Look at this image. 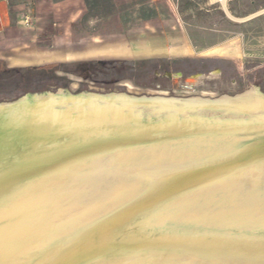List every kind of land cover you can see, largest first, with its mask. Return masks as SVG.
<instances>
[{"label": "bare ground", "instance_id": "bare-ground-1", "mask_svg": "<svg viewBox=\"0 0 264 264\" xmlns=\"http://www.w3.org/2000/svg\"><path fill=\"white\" fill-rule=\"evenodd\" d=\"M217 1L232 17L228 10L229 0ZM139 49L149 55L160 54L164 50L158 41L142 42ZM246 94L247 105H257L260 106L258 107L260 110H264V97H261L256 89ZM46 95L52 96L49 92L27 95L14 104H21L27 99L34 101ZM57 95L86 100L74 114L76 119L73 116L62 117L63 119L58 117V119H55L56 117L47 119L45 116L44 119L41 112L36 110L33 113L34 119L33 115L28 117L31 118V130L23 137L11 142L7 138L0 137V261L3 264H72L73 258L78 253L84 252L77 247L85 243L81 245L80 241L77 244L78 237L72 238V232L69 235L71 237L67 239L61 240V237L76 229L80 236L84 233L87 237L99 230L100 233L103 232L102 235L99 233L88 241H94L95 244H91L94 251L110 241L106 234L110 229L108 227H113L111 225L116 228L114 231L116 238L113 241L114 245L103 253L105 259L97 262L93 259L87 260L91 257L89 254L84 256L86 259L82 264H203L204 261L200 255L204 253L210 255L216 251V254L220 253L228 260H224L222 264H228V258L232 254L240 256L238 258L254 257L259 264H264V216L260 215L264 210L262 208L264 206V160L259 162L261 165L259 164L256 168L250 166L254 164H247L245 160L239 158L227 162L223 166L226 167L224 172L230 170L234 174L230 180H212L205 177L196 179L197 185L204 182V185L208 187L205 193L198 191L195 194L196 198L206 197L207 200L211 196L207 204L208 208L214 209L215 192L221 191L227 183L230 184L232 192L231 194L229 191L226 192L229 204L223 207L218 204L220 211H217L219 218H225L228 214V220L233 219L231 226L227 224L230 227L228 232L218 229L216 225L192 227L189 231L195 235L190 241L177 239L187 224L185 222L168 224L165 217L170 214L175 217L187 216L189 210L201 212L204 207L194 208V205H191L194 199L190 197L184 200L177 199L178 202L172 204L173 206L164 204L158 207V210L145 213L137 220L130 222L135 218V215L128 212L132 206L147 200H155L156 203L159 201V199L156 201L159 195L149 198L142 196L146 187L158 184L162 178H165L167 183L173 181L169 177L176 179L175 172L168 175L169 172L166 169L168 163L176 161L181 165H189L197 160V157L195 160L189 157L196 155V152H208L209 157L215 155L217 158L219 148H222L223 152L225 148L228 149L226 145L231 146L234 136L232 132L226 134L232 135H229L228 141L222 146L217 142L218 139L225 138V134L218 138L212 136L206 140L197 141L195 143L198 146L197 149L186 148L187 143L180 145L167 143L165 147L157 146L144 150L142 147L145 145H155L176 138L185 127H181L182 124L172 123L153 129L152 126L142 125L139 122L138 125L123 128L119 121L113 120L112 117L114 113L115 116L119 115L117 113L119 110L114 106L131 109L123 102L136 98L126 94L99 95L83 92L76 96L59 90ZM114 97L120 102L113 106L107 105L112 106L111 109L103 111L100 119L102 125L97 129L101 131L103 138L95 141L97 138L94 134H90L94 130L90 131L89 127H86L88 125L84 124L86 118L81 119L79 116L85 117L88 110H93V106L97 103L92 101L110 100ZM146 98L148 97H143L141 100ZM192 99L201 98L189 100ZM11 105L0 104V108ZM203 105L196 106L201 108ZM217 110L215 108V116ZM247 129H249L248 126H241L242 132L238 133L241 136L239 140L243 141V137L248 135ZM45 139L48 141L46 146L41 143ZM57 145L64 147L65 150L60 154H53L52 150ZM227 176L230 177V175ZM190 180L188 175L185 180H179L178 184L194 185V180ZM226 193L220 195L223 197ZM159 198L162 199V196ZM85 208H90L87 210L89 212L84 211ZM257 208H260L259 213L257 212L256 216L251 218ZM103 227L105 229H102ZM162 229L165 231L163 232ZM63 233L64 235L59 236ZM48 235L54 236V239L51 242L48 241L50 245L43 246L40 242ZM219 238L228 244L216 246L215 239ZM69 240L71 246L66 248L64 254L67 257L70 254V258L65 262V257L61 260L55 259L56 254L60 256L63 252L53 245ZM229 241L230 243L237 241L238 245L231 247L233 245ZM172 249L174 250L171 251ZM38 256L42 257L38 259ZM47 258L54 259L53 263ZM248 261L241 260L240 263L248 264Z\"/></svg>", "mask_w": 264, "mask_h": 264}, {"label": "rangeland", "instance_id": "rangeland-1", "mask_svg": "<svg viewBox=\"0 0 264 264\" xmlns=\"http://www.w3.org/2000/svg\"><path fill=\"white\" fill-rule=\"evenodd\" d=\"M143 1L12 0V26L3 34L1 47L15 56L99 50L123 43L134 47L158 41L165 51H174L175 55H181L178 50L185 47L193 56L206 55L214 49H233L237 54H223L230 59L193 57L189 60L199 64L179 63L172 66L171 74L154 71L152 64L141 63L135 68L126 66L101 75L72 77L68 88L50 86L46 91L22 96L66 90L71 94L216 100L253 89L264 95V0H229L232 17L217 0H150L158 8L160 18L149 27L122 16L136 2ZM155 35L161 38H147ZM183 68L184 74L180 75L177 69ZM191 68L205 70L193 73ZM11 101L14 100L0 103Z\"/></svg>", "mask_w": 264, "mask_h": 264}, {"label": "water", "instance_id": "water-1", "mask_svg": "<svg viewBox=\"0 0 264 264\" xmlns=\"http://www.w3.org/2000/svg\"><path fill=\"white\" fill-rule=\"evenodd\" d=\"M58 92L59 90H57L56 92H49L52 94V96L46 95L34 101L31 99H27L21 104L20 103L14 104V103L21 101V99L24 98L23 96L11 102L0 103L4 105L12 104L11 106H5V107L0 108V137L4 139L7 138L8 140H10L9 142L13 141L14 139L23 137L25 133H28V131L31 130V125H32L30 122L31 118L29 119L28 117L32 116L33 113L36 112V110H38V112H41V116L44 117V119L46 118L45 116H47V119L48 117H50L49 119H51L52 117L53 118L56 117L55 119H58V118L63 119L62 117H67V116H73L76 119V115L74 114L76 113L77 109H79L81 105H83V103L86 100L83 98L74 99V98H70V96L66 97L65 95L59 96L57 95ZM66 92L68 94H71L68 91ZM257 92L261 97H264V95L261 94L259 90H257ZM79 94H71V95L78 96ZM27 95H34V94H26L24 96H27ZM246 97H248L246 93L242 95H238L236 97H228L229 99L227 100L221 99V98L216 99V100H203V99L176 100V98H172V97H148L144 100L143 99L141 100V98L135 97L136 99L134 100H125V102H123L124 105L131 108L130 110H127V108H124L123 106H119V107L114 106L115 108L119 110L117 112L119 115L115 116L116 114L114 113L112 118L115 121H119V124L122 125L123 128H130L132 125H138L139 122H141L142 125L144 124L150 125L152 126L151 128L153 129H155L156 127H160V126H166L172 123H178L179 125L182 124L181 127L182 126L185 127V129H183V131L179 133L178 134L179 136H176V138L168 139L166 141H163L155 145L153 144L145 145V147H142L144 150L152 148V147H157V146L165 147L168 145L167 143H169L170 145H180L182 143L183 144L187 143L188 145L187 146L185 145L186 148L197 149L198 146L195 145L197 141H201L203 139L206 140L212 136H216L218 138L219 136H222L223 134L226 135L228 132H232L234 135L231 146L226 145L228 149L225 148L223 152L221 150L222 148H219L220 150L218 149L217 153L219 154L217 155V158H215V155L213 157L211 156L209 157L208 152L207 153L206 152L204 153L196 152L195 153L196 155L189 156V157H193L192 159L194 160H195V157H197V160L192 162L189 165L188 164L181 165V164L176 163V161L168 163V166L166 168L169 172L168 175L173 174V172H175L174 174H177L175 175L176 179L173 177H169L173 181H168L167 183V181H165V178H162L161 182L159 181L158 184L151 185L150 187H146L142 196L149 198V197H154V196L157 197L159 195V197L162 196V199L157 197L156 201H158L159 199L157 203L155 202V200L153 201L147 200L146 202H141L136 206H132L128 210V212L131 213L132 215H135L134 216L135 218L131 220L130 222L137 220L145 213H150V212H153L154 210L155 211L158 210L159 209L158 207L163 206L164 204L165 205H172L174 203L176 204L178 202L177 199L184 200L190 197L195 200L191 202L193 203L191 205H194V208L196 206L204 207V209L201 212L189 210V214L187 216L183 215L180 217L179 216L175 217V215L170 214L167 217H165L166 218L165 221H167L168 224H175L177 222L178 223L185 222V224H187L185 225L186 229L184 228L180 232L181 236L178 237L177 239H179L180 241L183 240L185 242L187 239H189L188 241H190L191 237L195 235V234H191V232L189 231V228L192 229V227L200 228V227L216 225L218 229H221L223 231L226 230L227 232L229 231L230 227H228L227 224L231 226L232 223L234 222L233 219L230 218L228 220L229 218L227 217L229 216L228 214L227 216H225V218H219L217 211H220L218 210L220 209L219 208L220 205L223 207L224 205L229 204L228 199H227L228 193L226 192L229 191V194H231L230 192H232V190L230 188V184L227 183V185L221 191L215 192L214 204L216 206L214 209V208H208L209 205L207 204V202L211 200L212 198L211 196L207 200L205 199L206 197L203 199L202 198L200 199L199 197L196 198L195 194L198 191L199 192L201 191V193L202 192L205 193V191L208 190V187L204 185V182L197 185L195 181L196 179H199L202 177L212 179V180H221V179L230 180L234 174L230 170L224 172L226 167H223V166H225L224 164H226L227 162L234 161L238 158L245 160L244 162H246L247 164H254V165H250L253 168H256L257 166H259V164L264 160V110H260V108H258L260 106H257L255 104H254L255 106L247 105L248 98ZM223 100L224 101L226 100V101L221 102ZM116 101H118V99H116L115 97L110 100H107V99H104L102 101L94 100L92 102H95L97 104L93 106L92 108L93 110H88L87 115L85 117L79 116L81 119H85V118L87 119V120L86 119L84 120L86 121L84 124L85 126L88 125L86 127H89L90 131L94 130L93 133H90V134H94L95 138H97L95 139V141L103 138L101 137L102 135L101 131H97L98 127H101L102 125L100 122V119H101L103 111L111 109V107L115 105V103L120 102V101L118 102ZM213 102H215V104H213ZM197 104H201V105L204 104L202 106L203 108L202 107L198 108L196 106ZM107 105H112V106L110 107ZM139 107H140V110H139ZM215 108L218 109L216 112V116H215ZM50 114H52V116ZM32 117L34 119L35 115H33ZM73 117L72 119H74ZM135 117H138V118H135ZM244 125L248 126L249 129H247L248 135L245 138L243 137V141H242V140H239L241 139L240 138L241 136L240 134L238 135V133L242 132L241 126H244ZM6 126H7V129H6ZM229 135H232V134H229ZM229 135H226L225 138L221 137L222 139H218L219 141L217 143L222 146L223 143L228 141ZM41 143L42 144L44 143V145L45 144L48 145L47 144L48 141L46 139ZM59 145H57L54 148V150H52L53 154H60L61 152L65 150L64 147H61ZM180 158L181 157H179V159ZM192 159L190 161H192ZM188 175H190V179H191L190 181L194 180V185L178 184L179 180L181 179L185 180V178H187ZM227 175H230V177ZM245 183H246V180H245ZM247 184L245 186H247ZM224 193L226 194L223 195L222 197L221 195ZM218 204H220L219 207H218ZM262 208L264 209V206ZM88 209L90 208H87V209L85 208L84 211H87ZM176 209L178 210L177 206H176ZM259 210L260 208L255 209L254 215H252L251 218L253 216H256V213L257 212L259 213ZM263 213H264V210L263 212L260 213V215L264 216ZM198 216H200V218H198ZM221 225H225V226L222 227ZM111 226L113 227H108V229L109 228L110 229L108 230L106 234L107 235L106 237H108L110 241L106 243L104 246H101L100 248L95 249L94 251L92 250L93 247H91V244H95L94 241L93 242H88V241L89 239L95 238V235H98L100 233L99 230L92 233V236L90 235L89 237H87L86 234L83 233L82 235L83 237H82L79 235L76 229L73 231L71 230L69 233L65 234L66 237L65 236L61 237V240H63V238L67 239L68 237H71L69 235H71L70 233L72 232L73 233L72 238H74V236L78 237L77 244L80 241H81V245L85 243L82 246L77 247V249L81 248L80 249L81 252L83 251L84 252L81 254L78 253L73 258L72 264L84 263L86 259L84 256L89 255V254H91V257L88 258L87 260L93 259V261L97 262L100 259H103V258L105 259V255L103 253L106 252L108 248L114 245L113 241H114V238H116V236H114V231L116 228L114 225H111ZM102 229H105V227H103ZM165 229H162L163 232L165 231ZM102 233L103 232H101L100 234L102 235ZM167 233L169 234L170 232L168 231ZM62 235H64V233L59 236H62ZM53 239H54V236L48 235L40 243H43L42 244L43 246L50 245L49 243ZM27 240H29V238H27ZM48 241L50 242L48 243ZM230 242L231 241H229V243ZM69 243H70V240L67 242L61 243L59 245L52 244L54 247H56V249L60 248V250H62L61 252H63V254H61L60 256L56 254L55 256L57 257L55 259L61 260L63 259V257H65L64 259V262H65L70 258V254L68 257L67 255L64 254V251L66 250V248H69L71 246L69 245ZM215 243H216L215 245L219 247L225 246L228 244L226 242H222L220 238L215 239ZM230 244L233 245L231 247H234V245H238V242L233 241ZM173 250L174 249H172L171 251ZM216 252H213L210 255L208 253L207 254L204 253L200 255V258L206 264H222L224 260L228 261L225 258V256L220 255V253L216 254ZM41 257L42 256L40 257L38 256L37 258L40 259ZM238 257L232 254L228 258L230 262V263L228 262V264H241L242 263V262L240 263L241 260H245V261L249 260L247 262L248 264H259L258 261H255L254 257H249V258H238ZM47 260L51 261L52 263L54 261V259L50 260V258H47Z\"/></svg>", "mask_w": 264, "mask_h": 264}, {"label": "crops", "instance_id": "crops-1", "mask_svg": "<svg viewBox=\"0 0 264 264\" xmlns=\"http://www.w3.org/2000/svg\"><path fill=\"white\" fill-rule=\"evenodd\" d=\"M13 3L12 0H0V61L5 62L8 68H27V67H38L45 66L50 64H71L75 62H86V61H122L120 62H133V63H147L152 60H159L160 63L156 64L152 69L158 72H165L171 74L174 72L173 67L175 66L172 62H180L184 63L193 57H207V58H226L230 59V57L225 55H236V51L233 49H214L209 54L202 56H193L188 54L189 51L187 47L178 50V53L181 55H175L174 51H165L163 50L160 54L149 55L145 54L143 51H140L139 45H135L134 47L125 46L123 44L112 45L113 47L100 49L93 48L82 52H71V53H34L27 54L21 53L15 56H11V52L7 49L1 47L3 39V34L9 30L12 26V18H11V9ZM122 16L131 20V22H135L136 24H143V26L149 27L150 25H154L157 20L160 18V13L158 8L151 4L150 0H145L142 3L136 2L134 6H132L131 10H127L122 12ZM153 38L160 39V36H148ZM146 38V39H147ZM142 41V40H141ZM119 53V54H118ZM187 53V54H186ZM40 54V55H38ZM49 54V55H42ZM54 54V55H53ZM225 54V55H223ZM28 57H31L30 59ZM111 58V59H109ZM22 59V60H21ZM21 60L19 63H12L13 61ZM148 64V63H147ZM188 64V63H185ZM130 66V65H129ZM132 68L136 66L131 65ZM185 68L182 69L184 71ZM199 73H203L200 69ZM178 73L184 74L183 72L178 70ZM91 75L86 73L85 76ZM93 76V75H91ZM72 77H77L75 75H69V79Z\"/></svg>", "mask_w": 264, "mask_h": 264}, {"label": "trees", "instance_id": "trees-1", "mask_svg": "<svg viewBox=\"0 0 264 264\" xmlns=\"http://www.w3.org/2000/svg\"><path fill=\"white\" fill-rule=\"evenodd\" d=\"M160 62L159 60H152L147 63L155 66ZM179 63L178 61L172 62L174 65ZM184 63L191 65L199 64V62L191 61ZM140 64L141 63H131L127 61L100 60L75 62L71 64H50L27 68H8L5 62L0 61V101L16 100L27 92L46 91L50 86L68 88L71 83L69 75H75L77 77H84L86 73L101 75L110 70H116L117 68H125L129 65L138 66ZM177 70L184 73L182 69ZM198 70V68H191L190 72L194 73L198 72ZM45 81H50V85L43 83ZM43 84L45 85L43 86Z\"/></svg>", "mask_w": 264, "mask_h": 264}, {"label": "snow or ice", "instance_id": "snow-or-ice-1", "mask_svg": "<svg viewBox=\"0 0 264 264\" xmlns=\"http://www.w3.org/2000/svg\"><path fill=\"white\" fill-rule=\"evenodd\" d=\"M0 264H3V262H2V261H0Z\"/></svg>", "mask_w": 264, "mask_h": 264}, {"label": "flooded vegetation", "instance_id": "flooded-vegetation-1", "mask_svg": "<svg viewBox=\"0 0 264 264\" xmlns=\"http://www.w3.org/2000/svg\"><path fill=\"white\" fill-rule=\"evenodd\" d=\"M205 69H201V71H204Z\"/></svg>", "mask_w": 264, "mask_h": 264}]
</instances>
